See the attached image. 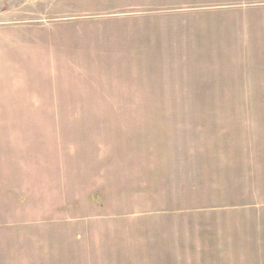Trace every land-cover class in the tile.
<instances>
[{
    "label": "rangeland",
    "instance_id": "obj_1",
    "mask_svg": "<svg viewBox=\"0 0 264 264\" xmlns=\"http://www.w3.org/2000/svg\"><path fill=\"white\" fill-rule=\"evenodd\" d=\"M0 264H264V0H0Z\"/></svg>",
    "mask_w": 264,
    "mask_h": 264
}]
</instances>
